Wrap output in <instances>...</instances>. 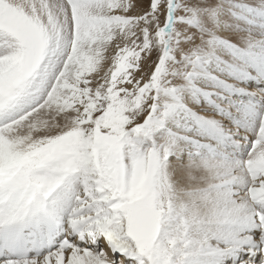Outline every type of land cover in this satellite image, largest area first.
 Here are the masks:
<instances>
[{"label": "snow or ice", "instance_id": "snow-or-ice-1", "mask_svg": "<svg viewBox=\"0 0 264 264\" xmlns=\"http://www.w3.org/2000/svg\"><path fill=\"white\" fill-rule=\"evenodd\" d=\"M0 264H264V0H0Z\"/></svg>", "mask_w": 264, "mask_h": 264}]
</instances>
